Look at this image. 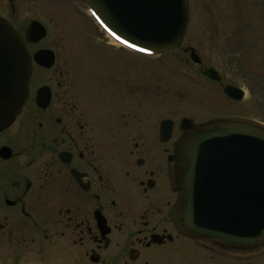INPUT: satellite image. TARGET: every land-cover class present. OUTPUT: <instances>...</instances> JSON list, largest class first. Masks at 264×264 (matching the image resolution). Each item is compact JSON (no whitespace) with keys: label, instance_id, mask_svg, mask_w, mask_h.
<instances>
[{"label":"flooded vegetation","instance_id":"flooded-vegetation-1","mask_svg":"<svg viewBox=\"0 0 264 264\" xmlns=\"http://www.w3.org/2000/svg\"><path fill=\"white\" fill-rule=\"evenodd\" d=\"M0 16L32 65L28 99L0 131V244L44 261V243L66 236L70 264L252 263L264 244L189 235L176 180L191 129L243 122L159 119L157 78L140 72L153 56L110 38L82 0H7ZM208 70L198 78L222 89Z\"/></svg>","mask_w":264,"mask_h":264},{"label":"water","instance_id":"water-1","mask_svg":"<svg viewBox=\"0 0 264 264\" xmlns=\"http://www.w3.org/2000/svg\"><path fill=\"white\" fill-rule=\"evenodd\" d=\"M82 1L111 38L135 52L158 55L184 41L190 0ZM191 59L202 63L194 49ZM31 74L30 55L23 41L0 16V131L21 113ZM208 75L212 80L221 79L214 69ZM223 93L236 101L244 99V91L231 85H224ZM180 152L182 162L176 178L182 204L179 217L189 235L226 248L262 245L264 129L236 122L193 128L182 140Z\"/></svg>","mask_w":264,"mask_h":264},{"label":"rangeland","instance_id":"rangeland-1","mask_svg":"<svg viewBox=\"0 0 264 264\" xmlns=\"http://www.w3.org/2000/svg\"><path fill=\"white\" fill-rule=\"evenodd\" d=\"M6 1L0 0V5ZM189 17L179 48L140 57L141 76L157 78L158 107L165 108L159 119L179 123L188 118L193 125L238 121L264 128V0H190ZM189 47L201 59L199 66L186 52ZM129 55L132 53L125 51V57ZM210 68L219 73L223 84L244 90L245 98L231 101L219 85L198 78L202 69ZM67 238L55 239L54 245L44 243V261L39 257L28 260L21 245L4 242L0 244V264H70ZM253 255L251 264H264V247Z\"/></svg>","mask_w":264,"mask_h":264},{"label":"snow or ice","instance_id":"snow-or-ice-1","mask_svg":"<svg viewBox=\"0 0 264 264\" xmlns=\"http://www.w3.org/2000/svg\"><path fill=\"white\" fill-rule=\"evenodd\" d=\"M119 38V37H118ZM125 43H127L126 41H124ZM129 47H132V48H136V45H134V44H129ZM138 51H146V49H144V48H138L137 49Z\"/></svg>","mask_w":264,"mask_h":264}]
</instances>
